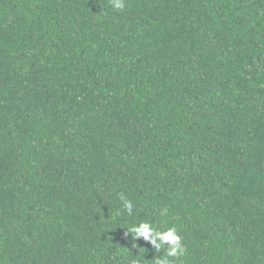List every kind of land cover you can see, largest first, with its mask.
<instances>
[{
  "label": "trees",
  "instance_id": "trees-1",
  "mask_svg": "<svg viewBox=\"0 0 264 264\" xmlns=\"http://www.w3.org/2000/svg\"><path fill=\"white\" fill-rule=\"evenodd\" d=\"M124 3L0 0V264H264V0Z\"/></svg>",
  "mask_w": 264,
  "mask_h": 264
},
{
  "label": "clouds",
  "instance_id": "clouds-1",
  "mask_svg": "<svg viewBox=\"0 0 264 264\" xmlns=\"http://www.w3.org/2000/svg\"><path fill=\"white\" fill-rule=\"evenodd\" d=\"M110 2L115 10H123L125 7L124 0H110ZM119 199L122 202L123 208L131 215L133 203L124 194H120ZM167 214V209H164L160 213L161 216H167ZM126 235H130L134 241L143 239L145 242L151 244L156 252L162 253V255L153 259V264H173V260H178L186 254L182 237L175 227L160 231L152 223L140 221L137 224L131 225L127 229ZM164 246H167L166 253L164 252Z\"/></svg>",
  "mask_w": 264,
  "mask_h": 264
}]
</instances>
